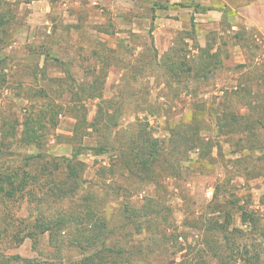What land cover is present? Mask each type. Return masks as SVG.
Listing matches in <instances>:
<instances>
[{"label":"rangeland","instance_id":"obj_1","mask_svg":"<svg viewBox=\"0 0 264 264\" xmlns=\"http://www.w3.org/2000/svg\"><path fill=\"white\" fill-rule=\"evenodd\" d=\"M60 1L0 0V264H264V34Z\"/></svg>","mask_w":264,"mask_h":264},{"label":"crops","instance_id":"obj_2","mask_svg":"<svg viewBox=\"0 0 264 264\" xmlns=\"http://www.w3.org/2000/svg\"><path fill=\"white\" fill-rule=\"evenodd\" d=\"M181 1H184V5L181 8L185 10H183L184 11L183 12L180 9V11L181 13L183 12L184 15L189 16L190 26L192 21L191 17H193V23L195 29H196V23H195L196 21L201 22L203 24H208L210 19H212V17L209 16L213 12H215L214 15L216 17H221L222 13H224V10H227L229 11L228 14L229 17L234 16L236 18L244 19L246 24L249 23L248 25L254 24L255 25L254 32L256 36L257 35L259 36L257 32L261 33V35L264 34V0H216L217 2L216 1L213 2V0H194V3H191L192 2L191 0H181ZM91 3H96V0H89L87 5L90 6ZM195 3L200 4L205 9H195L194 8ZM48 4L49 3H45V6H47ZM59 4H61V6L66 8L65 12H63L64 19L73 22H76L77 18L74 16V12H72V9H75L80 5H86L84 0H61ZM173 5L176 6V4ZM169 9H172V7H169ZM223 18L224 16L222 17V19ZM48 21H49L48 19H45L46 23ZM235 27H238V25L232 21L230 28L235 29ZM48 29L47 31H49ZM164 43L165 42L163 41L160 42V40L156 43V45L158 46V48L161 49V51L167 48V46ZM159 45L160 46L163 45V46L159 47Z\"/></svg>","mask_w":264,"mask_h":264},{"label":"trees","instance_id":"obj_3","mask_svg":"<svg viewBox=\"0 0 264 264\" xmlns=\"http://www.w3.org/2000/svg\"><path fill=\"white\" fill-rule=\"evenodd\" d=\"M156 5V4H155ZM161 7L164 8L166 7L164 4H157L156 7ZM194 8L195 9H205L203 8V6H201L198 3L194 4ZM191 26H190V33L193 34L195 32V28H194V23H193V17H191ZM176 67L172 64V71H174ZM98 117L102 118L103 116L101 114L98 113ZM97 118V115H96ZM97 129V128H96ZM139 138H135V141H138ZM141 140H144V144H142L141 142H139V144H135L136 145V151L132 152V154L130 155V159H128L127 161L124 160L125 166L126 168L129 169V162L133 163L134 165L136 164L138 166V168L140 169V171H144L146 173V175L149 177H151L152 173H153V168L152 165L157 163V161H159V157L161 158L163 156L162 153V145L156 138H151L150 135L148 136H142L140 137ZM192 149H196V147H192ZM181 154L183 152H186L187 149H180ZM122 151L123 156L126 155V148H120V152ZM130 153V152H129ZM134 159L133 162L132 158ZM151 179V178H149ZM141 209V208H140ZM249 216V214L247 215ZM244 221V219H242ZM251 221V220H250ZM249 221V222H250ZM254 222V221H251ZM98 234L97 230L95 229V226H93L91 233H89V235L91 236V234L94 235ZM94 238V237H93ZM106 241V237L103 236V241L101 243V248L97 250L100 251V253L102 254V250H106V251H111L110 247H106L105 244ZM218 263L219 264H228V262H223L221 261V259L219 260L218 258ZM192 264H205V261H201V260H195L194 263Z\"/></svg>","mask_w":264,"mask_h":264},{"label":"built area","instance_id":"obj_4","mask_svg":"<svg viewBox=\"0 0 264 264\" xmlns=\"http://www.w3.org/2000/svg\"><path fill=\"white\" fill-rule=\"evenodd\" d=\"M210 194V191H206V195H209Z\"/></svg>","mask_w":264,"mask_h":264}]
</instances>
